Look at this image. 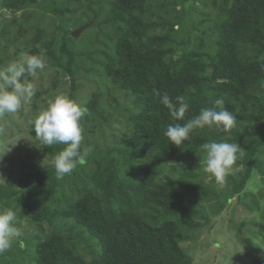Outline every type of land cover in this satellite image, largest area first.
I'll return each mask as SVG.
<instances>
[{
    "label": "trees",
    "instance_id": "obj_1",
    "mask_svg": "<svg viewBox=\"0 0 264 264\" xmlns=\"http://www.w3.org/2000/svg\"><path fill=\"white\" fill-rule=\"evenodd\" d=\"M31 5L59 16V31L31 24ZM0 7L12 14L0 31V70L13 60V48L15 56L44 58L54 70L52 88L68 78L69 97L88 109L81 150L90 149L84 164L56 178L51 161L65 146L44 147L35 137L33 121L53 90L38 89L28 120L47 161L0 184V212L14 211L18 230L23 220L35 227L12 240L0 264H194L182 242L196 240L211 222L208 202L214 215L233 197L247 196L252 178L264 181V0H0ZM93 22L97 39L88 30L77 39L68 27ZM85 56L89 68L80 63ZM82 70L101 78L103 87L79 94ZM154 90L183 96L190 105L184 119L173 120ZM117 92L125 94L124 103ZM202 108L229 110L236 127L230 133L195 129L179 148L172 145L164 136L168 125L184 124ZM123 118L116 144L93 139ZM212 140L240 145L222 185L204 171L202 145ZM251 200L248 206L259 208ZM85 233L97 239L99 253Z\"/></svg>",
    "mask_w": 264,
    "mask_h": 264
},
{
    "label": "rangeland",
    "instance_id": "obj_2",
    "mask_svg": "<svg viewBox=\"0 0 264 264\" xmlns=\"http://www.w3.org/2000/svg\"><path fill=\"white\" fill-rule=\"evenodd\" d=\"M39 1L42 5H46L49 2V0ZM72 5H77L79 7L77 3H72ZM93 5L94 8H97V4ZM83 11V9L80 10L74 17L73 15L68 16L77 18L81 16L80 14ZM85 12H88L87 7H85ZM27 13L30 14L31 24L41 23L53 33H57V31H59L58 29L62 26L59 16L37 5L29 6L27 8ZM89 15L92 14L89 13ZM11 18V12L1 9L0 7V31L3 25L10 21ZM68 27L73 29V33L80 30L76 35L77 39H79L86 30H88L90 35H95L96 39L98 37L97 32L99 31V27L96 26V22L79 28H75L73 25ZM2 43L5 42L0 35V44ZM99 44L98 42L93 45L95 49L101 47V44ZM80 47L81 44H77V51H80ZM25 54L29 55L27 52H24L15 56L13 48H11L10 56L14 58L13 60H8L3 66V69L9 63L19 61ZM92 54L95 57L99 56L97 53ZM1 56L3 57L4 55L1 54ZM91 62L92 61L85 56L84 61L81 60L80 63L84 64L86 68H89L92 64ZM53 75L54 70L49 68L46 64L43 71L38 70L31 79H26L27 83H31L34 86V95L30 101L25 103L16 113L6 114L4 117H0V157H2V162H0V184L12 181L26 170L31 169V167H37L39 163H46L47 161L46 157L44 158V156H41L43 154L41 148H39V145L30 134L28 118L33 111V102L36 98L35 92L38 89L52 88L51 80ZM79 77V82L82 87L79 94L88 95L97 90L99 85L103 87L101 78L94 74L82 70ZM66 81H68V78H63L58 88L54 89L53 87V90H51L49 94L43 96L42 99L44 100H41L45 108L48 107L49 103L56 96H69L71 91L70 84ZM109 85L113 86V84H108V86ZM116 96H118L121 103H124V93L117 92ZM118 115L119 114L115 117H118ZM125 122V118L121 119L119 122L112 121L104 127V132L101 134L98 133L92 137L93 139L97 138L98 142L103 144L102 146H104V140H108L105 143L106 146L107 144L110 146L114 145L116 144V140L123 135V131L126 128H124ZM37 159L41 160V162H38ZM236 170L237 169H234V171ZM244 193L247 196H243L242 198L238 196L233 197L222 212L214 215V202H208L207 208L211 212V222L197 232L196 240L182 242L184 248L193 255L195 260L194 264H249L253 258H258L260 264H264V181L261 180L260 176H255L249 181ZM254 198L259 200V208L248 206L252 205L251 199ZM34 227V225L23 220L22 229H19V236L22 237L26 231H30ZM84 236L88 238V234L85 233ZM17 237H13L12 240L18 239ZM88 239H90L88 240L91 246L90 249H92L93 252L99 253L100 248L97 239L94 237Z\"/></svg>",
    "mask_w": 264,
    "mask_h": 264
},
{
    "label": "clouds",
    "instance_id": "obj_3",
    "mask_svg": "<svg viewBox=\"0 0 264 264\" xmlns=\"http://www.w3.org/2000/svg\"><path fill=\"white\" fill-rule=\"evenodd\" d=\"M46 63L42 56L23 55L19 61L9 63L0 70V117L14 114L34 95V86L26 82L28 76L43 71ZM155 91L159 102L167 107L175 121L184 119L189 110V103L183 96L174 99L167 93ZM217 105H223V99H217ZM88 112L86 107L66 95L56 96L38 117L33 121L36 139L44 147L64 145L51 161L57 179L70 175L78 165L85 163L90 149L81 150L84 140L82 117ZM236 116L227 109L216 111L213 108H202L200 113L184 124H169L164 132L172 145L179 146L195 129L205 127L230 133L236 127ZM205 152L204 171L213 176L217 184H223L232 167L237 163L240 145L227 141L212 140L202 145ZM2 162V157H0ZM16 213L12 210L0 212V254L8 251L13 237L20 235L15 227Z\"/></svg>",
    "mask_w": 264,
    "mask_h": 264
},
{
    "label": "water",
    "instance_id": "obj_4",
    "mask_svg": "<svg viewBox=\"0 0 264 264\" xmlns=\"http://www.w3.org/2000/svg\"><path fill=\"white\" fill-rule=\"evenodd\" d=\"M79 31H80V30H79ZM79 31H77V32H74L73 34L76 36V35L78 34V32H79Z\"/></svg>",
    "mask_w": 264,
    "mask_h": 264
}]
</instances>
